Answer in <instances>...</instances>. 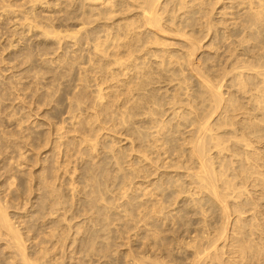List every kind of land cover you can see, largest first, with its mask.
Wrapping results in <instances>:
<instances>
[{
    "label": "bare ground",
    "instance_id": "6f19581e",
    "mask_svg": "<svg viewBox=\"0 0 264 264\" xmlns=\"http://www.w3.org/2000/svg\"><path fill=\"white\" fill-rule=\"evenodd\" d=\"M224 1L28 0L23 24L41 29L38 54L57 63L43 76L52 72V86L71 76L72 89L67 117L8 132L0 147V161L19 151L21 169L15 188L5 170L3 264H264V0H229L230 19L215 21ZM44 3L53 14L38 20ZM210 34L207 57L194 62ZM52 89L38 101L59 104ZM114 128L131 136L126 150L101 141ZM23 144L47 152L28 158L39 176L22 171ZM85 155L82 171L74 156ZM116 179L123 192L132 186L119 203L106 196ZM22 193L39 201L21 204ZM48 215L50 229L34 228Z\"/></svg>",
    "mask_w": 264,
    "mask_h": 264
},
{
    "label": "rangeland",
    "instance_id": "374dc122",
    "mask_svg": "<svg viewBox=\"0 0 264 264\" xmlns=\"http://www.w3.org/2000/svg\"><path fill=\"white\" fill-rule=\"evenodd\" d=\"M9 1L12 4H10ZM49 1H51V0H49ZM210 1H212V0H210ZM228 1L229 0H225L223 3H221V5L220 4L219 5L217 4V6L215 5L216 8L213 11V17H214L215 21H220V20L225 21L227 19H230L229 18L230 13L233 12V10H231L230 7L226 8V10L224 11L226 13V15L223 14L224 12L222 10L224 5L227 4V6H229ZM16 2H18L17 3L18 5L16 4ZM1 4H4L6 6L1 5ZM28 4H30L29 5L30 8H24ZM0 5L2 6V7H0V9L2 8L0 10V16L2 17V18H0V83H1L0 84V94L2 96V97H0V100H1L0 101V138H2V139H0V147H1V145H3L5 143L4 137L6 136V134L8 132H15L16 131L15 133H19V132L24 131V132H22L23 134H29V132H32V131L45 130L48 127V121L50 119L49 115L53 112L58 111L57 115L51 117L53 121H58L62 117H67L66 115H68V113L65 111H66V108L68 106V102L64 98V93L66 90H71L72 86H71V83L68 85V80H70L71 76H66V77L62 78L59 84L56 83V86H52V84H51L52 72H46L43 76V72H45L50 67H52V68L56 67L57 63L54 62L52 65H49V64H45V62H44V60L53 57L54 54L47 55L48 57L47 56H41L38 54L37 45L39 44V42L43 43L44 39H45V37L40 32L41 29L34 28L33 30L29 31V29H28L29 27L24 26V24H23V23H25L27 25L30 22V21L26 22L25 19L23 20V16H22L23 13L22 12L23 11L29 12V10H31V3L28 2V0H18V1L14 0L12 2H11V0H7V1L2 0V1H0ZM8 5H10V6H8ZM14 6H16V8H18L19 10L15 9ZM29 6H27V7H29ZM38 7L42 8V10L38 9ZM3 8H5V9H3ZM48 8H50V9L48 10ZM8 9H10V10H8ZM20 9H22V10H20ZM24 9H27V10H24ZM45 9H47L48 11H46ZM51 9H52V7H51V5H49V3H44V6H42V4L38 5L36 7L37 13L38 14L42 13L41 15L39 14L38 20H41L43 18L45 19L47 16H50L51 14H53L50 11ZM220 10H222L221 12L223 15L221 13H219ZM8 11L9 12L12 11L14 13H12V12L9 13ZM5 12H7V13H5ZM18 12L20 14H17ZM48 12H49V14H48ZM55 20L57 21V19H55ZM21 21H24V22L20 23ZM219 25H220V28L224 27L221 24H219ZM222 31H223V29H222ZM27 32H29V33H27ZM204 32H205V30H204ZM197 34H199V33H197ZM38 36H41L42 38L38 37ZM213 37H212V34H210L209 37L203 42V44H205V47L203 49L199 50V52L195 56L194 62L197 61L196 63H199L200 57H202V58L207 57L206 54L208 53L207 51L209 50L207 46H208V44H210ZM215 39H216V42H220L219 40H217V37ZM33 42H34V44H33ZM29 46H31V47H29ZM176 48L177 49L181 48V45H178ZM225 50H226V47L223 46L220 49V53L222 52L226 56ZM177 51H180V49ZM31 52H33V55L29 58L26 57V55L28 53H31ZM59 52H62V51L60 50ZM37 57H40V58H37ZM25 66H28V67H25ZM39 70H42V71H39ZM36 72L41 73L39 75V78L35 77ZM15 76L17 79L14 78ZM35 79H36V81H35ZM11 82L13 83V85ZM20 84H22V86ZM10 85H12V86H10ZM15 85H17V86H15ZM52 87L58 88V91L56 93L55 98H60L62 101L59 104H57L54 101H52L50 103L38 101L39 94L41 95V94H44L47 92H52V90H53ZM4 88H6V89H4ZM21 88H23V89H21ZM18 89L22 90V91H26L25 92L26 94L21 95V94H23V92L20 91L18 93ZM2 92H3V94H2ZM15 94L20 95L18 100H17L18 96ZM21 96H24V99H22L23 97H21ZM20 98L23 102L19 101ZM24 100H26V101H24ZM22 103H24V104H22ZM50 107H53V108H50ZM9 118H10V120H9ZM44 119H46V120H44ZM30 123H31V125H30ZM33 124H34V126H33ZM23 129H25V130H23ZM114 129H116V128H114ZM2 133H3V135H1ZM125 133L126 132L123 133L121 130L118 131V129H116V131L103 130L102 134H101V141H104L105 143H111V141L114 142V147L116 148L117 151L122 149L123 147H124L123 149L126 150L125 148H127L128 145H130V143H131L130 139H129L131 136L126 137L128 135H126ZM73 134L74 133L71 132L68 135L72 136ZM70 138H72V137H70ZM127 139H129V140H127ZM21 147H22V150L26 152V159L20 158L21 159L20 161L23 160L22 171H24L27 174H31L32 177L39 176L40 171H41L40 164L34 165L31 161L32 159L29 161L28 158H31V157L33 158L36 153H39V155H40L39 158H44V156L47 154V152L45 151V149H43V150L42 149L41 150H31V149H29L28 146H24V144ZM28 150H29V152H28ZM8 151H9V153L6 154V156L4 157L5 160L0 161V197H2L3 200L6 199L7 203L10 204L9 195L7 196V192H8V190H7V188H8L7 187V177L8 176L5 175V170L7 167H13V170L16 172L17 176H15L14 186H13V188H15L17 186L19 187V185H20V178H19L20 173H19V171L21 169H18L16 167L17 160H18L17 157L19 158V151H17V149L13 148V147L9 148ZM74 157H75L74 158L75 161H77L76 163L78 165L80 164L79 170L87 171L88 167L90 166L89 163L91 162L92 157L88 156V155H85L84 159L77 158L79 156H74ZM11 158L13 161L11 160ZM96 160H98V159H96ZM76 163L71 164V167H73L75 165L78 166ZM12 164H14V165L12 166ZM83 168H84V170H83ZM115 175H118V174H116V172H115ZM138 180H141V178H138L137 181ZM34 183H35V180L33 181V185H34ZM117 183H118V179H116L113 184L111 183L112 185L110 187V190H109V192H107L108 194H106V196L110 197L114 201L108 197H107V200L109 199L110 201H113L114 203L126 201L128 198V195H132V186L131 185H129L127 187L128 192H123V190H121L120 186H118ZM36 193H32V194L22 193V197H20L19 202L24 200L21 203V204H24L26 202L25 200H30V199L32 200V202H34V201L38 202L39 199H38V196H36ZM66 193L68 195V192H66ZM64 197H65V194H64ZM65 198H67V197H65ZM116 201H119V202H116ZM34 205H36V203ZM67 205L68 204H66V206ZM31 206H32L31 202L28 205H26L27 210H28V208L30 210L32 208ZM14 211H15L14 208H10L11 214H13ZM26 213H21L22 214L21 216H25V214H26V217H23L22 219H28L27 217L29 215H31V213H29V212H26ZM51 218H52V216L48 215L46 217V219H39L38 221H36V226H34V228L39 227L40 231H43L44 229H45V231L50 229L49 226L51 224L49 223V221ZM78 220H80V218ZM77 221L75 219L73 222L75 223ZM32 224H34V222H32ZM27 243H29V242H27ZM2 249H4L3 253H1ZM125 251H126L125 249H121L119 251L120 255L124 254ZM0 253H1L0 254V264H3L2 262L7 261V258L10 254L8 253V249L6 247V244L1 243V241H0ZM66 253H68V252H66ZM68 260L69 259H67V261ZM72 262L74 263V261H72ZM91 263L92 262H90V264ZM95 263L96 262H94V264Z\"/></svg>",
    "mask_w": 264,
    "mask_h": 264
}]
</instances>
